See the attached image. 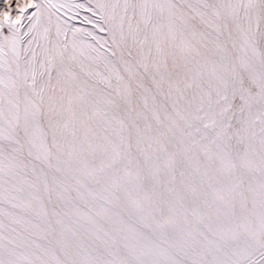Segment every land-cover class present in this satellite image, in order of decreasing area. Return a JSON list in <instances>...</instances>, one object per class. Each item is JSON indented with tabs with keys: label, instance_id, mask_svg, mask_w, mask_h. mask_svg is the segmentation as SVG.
Masks as SVG:
<instances>
[{
	"label": "snow or ice",
	"instance_id": "1",
	"mask_svg": "<svg viewBox=\"0 0 264 264\" xmlns=\"http://www.w3.org/2000/svg\"><path fill=\"white\" fill-rule=\"evenodd\" d=\"M0 264H264V0H0Z\"/></svg>",
	"mask_w": 264,
	"mask_h": 264
}]
</instances>
